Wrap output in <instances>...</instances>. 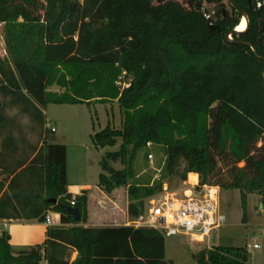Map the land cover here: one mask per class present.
<instances>
[{"label":"trees","instance_id":"16d2710c","mask_svg":"<svg viewBox=\"0 0 264 264\" xmlns=\"http://www.w3.org/2000/svg\"><path fill=\"white\" fill-rule=\"evenodd\" d=\"M230 2L235 15L220 28L205 16L203 0H0V219L45 222L56 212L60 222L47 228L43 244L18 251L0 232V264H42L43 256L44 264H174L157 229L126 226L102 239L80 225L86 191L67 190L66 146L47 126L49 104L117 101L122 126L108 124L92 142L98 150L119 144L100 162L99 187L109 196L127 188L130 219L167 181L185 182L190 173L200 184L240 190L244 210L249 193L264 206V0ZM242 12L249 26L228 39ZM123 74L126 87L118 83ZM7 106L37 133L30 152L21 149L26 139L15 135ZM149 154L158 157V178L141 176ZM51 198L74 201L81 221ZM119 235L124 242L111 255ZM193 258L248 264L238 247L202 248Z\"/></svg>","mask_w":264,"mask_h":264},{"label":"rangeland","instance_id":"374dc122","mask_svg":"<svg viewBox=\"0 0 264 264\" xmlns=\"http://www.w3.org/2000/svg\"><path fill=\"white\" fill-rule=\"evenodd\" d=\"M186 3L187 0H179ZM204 13L211 15L213 24L222 28L227 19L235 15V8L230 0H203ZM215 11V12H214ZM214 12V13H213ZM225 12V15L223 14ZM243 18V17H242ZM232 39V36H229ZM0 55H6L4 43V28L0 23ZM125 86L130 77L119 79ZM53 91L60 90L59 87L50 88ZM7 112L14 118V132L19 137L24 136L26 144L20 143L21 149L30 152L29 145L39 144L37 133L32 131L29 119L20 114L17 108L7 106ZM46 121L48 126L57 129L55 137L57 142L66 146L67 152V190L72 195L81 194L83 191L91 189L90 194L94 195V200H89L86 206L87 227L93 235L104 239L108 235H113L110 231L119 230L129 222L127 208L129 197L126 187H119L115 190L113 199L105 196V193L98 187L99 175L101 173L100 162L108 151H115V147L96 149L92 142V135L104 129L108 124L120 128L123 123V114L117 101L100 103L92 101L90 104H49L45 108ZM156 151V150H155ZM155 151H153L155 153ZM20 153V152H19ZM157 154V153H156ZM161 156V155H160ZM158 157L153 156L152 161L148 158L141 160L145 166L146 173L153 174L154 178L159 177L156 161ZM116 169L123 168L120 162L114 163ZM190 180V179H189ZM167 186L171 191H181L186 187L184 182L178 178L167 181ZM182 195V191L179 193ZM102 202H98L99 198ZM220 209L225 215V223L215 230L210 238V245L216 247H238L246 251L248 264H264V206L261 195L249 193L245 210L242 205L241 192L238 189H222L220 191ZM111 255H115L118 248L121 249L124 241L120 235L115 236ZM43 244V243H42ZM258 244V248H253ZM248 245H251L249 248ZM26 246L25 248H28ZM204 248L193 243L187 235L176 234L172 236L164 235V251L168 260L174 264H195L193 252ZM75 253H73V257ZM45 257L42 258V264ZM113 263V262H112ZM100 264H111L109 261Z\"/></svg>","mask_w":264,"mask_h":264},{"label":"built area","instance_id":"2783aa9c","mask_svg":"<svg viewBox=\"0 0 264 264\" xmlns=\"http://www.w3.org/2000/svg\"><path fill=\"white\" fill-rule=\"evenodd\" d=\"M209 18L211 15H206ZM123 74L121 78H124ZM118 83H122L119 81ZM123 85V84H122ZM128 86V83L123 86ZM48 126V125H47ZM52 131L55 127L48 126ZM150 146V143L147 144ZM148 158L152 161L153 155ZM187 179V185L181 191H171L163 186L162 192L146 200L144 211L136 218L129 220V225L135 228H153L166 236L184 234L189 239L204 248H211L209 243L212 233L221 227L226 217L220 209L221 188L213 184H200L198 180ZM74 205V201L71 202ZM59 213L48 212L45 223L49 226L59 223ZM250 248L251 245H248ZM253 248H258L254 244Z\"/></svg>","mask_w":264,"mask_h":264},{"label":"crops","instance_id":"0c3cea01","mask_svg":"<svg viewBox=\"0 0 264 264\" xmlns=\"http://www.w3.org/2000/svg\"><path fill=\"white\" fill-rule=\"evenodd\" d=\"M56 132H57V129L55 133ZM191 174H195L196 180H198V174L190 173L188 177ZM1 177H3V175L0 173V178ZM67 182H68V172H67ZM184 184L187 185V181H185ZM98 187H99V184H98ZM85 191H86V196H87V204H89V200H94L95 197L93 194H90L91 189H88L86 187ZM114 193L112 194V196H109L105 193V196L109 199H113ZM81 194H76V195H81ZM106 197L99 198L98 202H102L103 198H106ZM86 221H87V214H86V220L84 222H81L80 225L81 224L86 225L85 227H87L88 224ZM56 222L59 223V220L57 219ZM126 225H129V222H127ZM47 228H48V225L45 222H39L38 220L0 219V232L6 230L10 234V243L12 245V248L16 251L27 249L25 248L26 246L30 247L33 245L44 243L47 238ZM76 255L77 253H75L74 257L72 256V259H74Z\"/></svg>","mask_w":264,"mask_h":264},{"label":"water","instance_id":"95a60500","mask_svg":"<svg viewBox=\"0 0 264 264\" xmlns=\"http://www.w3.org/2000/svg\"><path fill=\"white\" fill-rule=\"evenodd\" d=\"M242 17H246L248 21V16L245 12H242ZM248 26H249V21H248L247 27ZM236 32L238 31L235 28L233 31L227 33V38L230 39L229 36H232ZM49 202L54 203V204H60V206L64 209V211H66L68 214L73 216V219L75 222L79 223L81 221V213L77 207H73L65 203H59L58 199H55V198L49 199Z\"/></svg>","mask_w":264,"mask_h":264},{"label":"bare ground","instance_id":"6f19581e","mask_svg":"<svg viewBox=\"0 0 264 264\" xmlns=\"http://www.w3.org/2000/svg\"><path fill=\"white\" fill-rule=\"evenodd\" d=\"M247 24H248L247 18L246 17H243L241 19V21H240V24L236 27V30L238 32L245 31L247 29ZM190 180L191 181H195L196 180V175L195 174H191L190 175Z\"/></svg>","mask_w":264,"mask_h":264}]
</instances>
